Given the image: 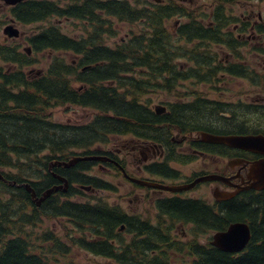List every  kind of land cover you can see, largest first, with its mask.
<instances>
[{
    "label": "trees",
    "instance_id": "trees-1",
    "mask_svg": "<svg viewBox=\"0 0 264 264\" xmlns=\"http://www.w3.org/2000/svg\"><path fill=\"white\" fill-rule=\"evenodd\" d=\"M235 2L212 0L211 15L195 13L176 0H70L65 4L23 0L9 8L18 24H48L27 37L30 54L0 36V172L5 179L0 180V264H79L70 258L73 247L109 257L112 264H264V190L218 208L200 199H158L155 206L162 219L158 213L152 223L117 206L69 198L82 194L74 183L87 189L113 188L90 174L94 160H81L69 168L49 167L53 161H68L73 156L112 154L98 152L97 146L109 143L113 136L168 142L174 132L185 136L198 131L264 132L247 123L250 114L260 109L231 99L201 93L184 98L194 91H183L177 101L156 113L146 98L149 91L175 94L189 80L212 89L225 77L264 84V74L253 63L219 61L218 50L236 51L241 46L228 30L235 18L227 11ZM172 17L183 20L170 31L167 23ZM52 18L78 21L80 29L72 35L64 33ZM123 25L130 26V36L109 43L108 38L117 36ZM39 54L44 61L37 58ZM69 55L75 59L68 60ZM35 63L42 69L35 70ZM67 105L93 114L78 123L52 119L55 107ZM149 171L175 174L162 165L149 167ZM54 174L70 180L74 187L66 198L52 194L36 205L22 184L29 183L40 196L58 185ZM59 217L83 235L67 233L65 242L50 230L20 229ZM175 220L192 225L189 238L174 234ZM236 221L247 223L251 233L240 252H226L197 239L200 232L225 230ZM121 226L132 233L130 240L118 238ZM171 252L183 253L184 258L173 261Z\"/></svg>",
    "mask_w": 264,
    "mask_h": 264
},
{
    "label": "rangeland",
    "instance_id": "rangeland-1",
    "mask_svg": "<svg viewBox=\"0 0 264 264\" xmlns=\"http://www.w3.org/2000/svg\"><path fill=\"white\" fill-rule=\"evenodd\" d=\"M60 3L65 4L70 0H58ZM133 2V0H130ZM155 3H161L168 0H151ZM177 2H181L186 7L194 10L195 13H213V4L212 0H176ZM235 18L231 21L228 30L232 32V35L236 38L240 36V28L246 25L249 28L251 27L249 32L246 34H241L242 38H238L241 42V46L237 48L236 51L230 50L228 48L218 50V58L221 63L234 62L237 60L241 61H249L253 63L251 66H255L259 73L264 74V69L262 70V65H264V34L258 31V25L264 26V0H237L234 4L229 6L228 11ZM260 17V19H259ZM9 14V8L0 3V36H3L2 29L4 26L9 23V20L12 19ZM55 22L62 32L67 34H74L79 31L80 25L79 22L76 21L72 23L71 20L65 19H50ZM183 19L181 18H170L167 23V28L170 31H173L178 23H180ZM47 22H35L31 24L21 25L15 23L17 28L19 29L20 36L17 38H6L12 39L13 42L19 44L20 49L24 47H29L27 44V37L36 33L41 28L47 26ZM235 25L237 27L235 28ZM119 34L117 36H111L108 38V42L112 43L114 41H123L125 38H128L130 35V26L123 25L119 29ZM31 53V51H30ZM45 55V53H42ZM42 54L37 55V58L44 61L42 58ZM240 55V58L237 55ZM68 60H74L75 57L73 55H69ZM47 59V57H46ZM36 64V63H35ZM37 63L36 65H32V67L36 70V68L42 69ZM185 66V65H184ZM38 69V70H39ZM38 72V71H37ZM181 86H178L175 94H170L167 92H154L149 91L146 98L150 101V103L155 105H162L164 107L167 106V103L177 101L180 97V94L183 91H194L189 95L186 94L184 98H191L194 96H198L201 94L206 95L208 98L214 99H231L235 100H244L246 103H251L254 105H258V101L252 100L261 95H264V92L259 88V86L252 85L249 81L245 79H232L229 77H225V79H220L219 82L216 83L214 88L212 89L208 85H202L201 83L195 82L193 80H189L184 82ZM201 96V95H200ZM227 101V100H226ZM52 119L55 121L67 123V122H85L90 119L93 112L89 109H83L76 106H58L52 110ZM207 120V121H206ZM260 119H250L247 123L249 125L258 124ZM202 121L209 122L207 118H203ZM238 120H236L237 122ZM235 122V123H236ZM216 125L213 121L210 122ZM188 135V134H187ZM195 136V133H192ZM183 134L174 132L171 137H174L176 141H180ZM189 136V135H188ZM131 136H113L111 141L107 144H101L97 146L99 150L114 152L116 148L122 147H130ZM80 152V151H76ZM122 160L125 161V168L128 172L137 173L138 176H144V172H138L136 170L135 164H128L129 155L126 153H122ZM200 165V160L196 158L195 161H185V159H175L174 161H170V167L177 173L175 175H190L192 174V170H195L197 166ZM106 167L99 168L96 163L93 165V169L90 171L94 177H99L104 179L105 181L111 183L112 189H94L91 191L82 190V194L73 195L69 198L73 201H88L91 203L102 202L109 206H117L121 210H123L126 214H135L139 216L141 219H148L152 223H156L157 215L159 213L160 219H162V215L158 211L155 206V202L158 197H162L157 192H147V190L143 187H139L130 183L123 176H121L114 168L105 165ZM129 173V174H130ZM149 175L145 173V176ZM153 178L160 179L157 175H153ZM169 178L167 176H162V181L167 182ZM10 185H16L14 182H9ZM197 192V190H195ZM66 198V197H64ZM21 231L24 229L27 231H34L35 233H41L43 231H52L57 236L62 237L65 242H67L66 234L72 233L74 237L78 235H83L81 232L75 230L72 224L66 218H51V219H42L37 222L35 226L31 228H25L22 226ZM192 228L188 227V225H182L177 223L173 224L174 234L179 239H187L190 237V230ZM22 231V232H23ZM85 233V231H83ZM117 233H119L118 238L122 241H128L131 239L132 233H128L125 231V227L123 229H117ZM213 232H200L197 234V239L200 243H209L212 238ZM116 236V237H117ZM115 242H118L115 239ZM172 260L179 262L181 258H184L183 253H174L171 252ZM70 258L74 260V262L79 264H112L109 257H105L102 255L94 254L89 252L83 248L73 247L72 252L70 253Z\"/></svg>",
    "mask_w": 264,
    "mask_h": 264
},
{
    "label": "flooded vegetation",
    "instance_id": "flooded-vegetation-1",
    "mask_svg": "<svg viewBox=\"0 0 264 264\" xmlns=\"http://www.w3.org/2000/svg\"><path fill=\"white\" fill-rule=\"evenodd\" d=\"M0 3L8 8L11 7L5 4L4 0H0ZM10 20H14V19L12 18ZM10 20L9 23H11ZM14 26L17 27L15 24ZM236 27L237 25H235V28ZM257 27H258V31L264 34V26L258 25ZM250 28H252L251 24L249 28H247V30L244 31L243 34L249 32ZM241 34L240 36L238 35L237 37L242 38ZM238 61L242 62L243 64H247L248 62L241 60ZM262 68H264V65H262ZM254 86H259V88L264 92L263 83ZM252 100L258 101V105L246 103L247 101L245 102L242 99L235 100L233 102L244 103L249 105V107L251 108L260 109V111H256L255 113L250 114L249 117L250 119H260L259 125L258 124H254V125H257L258 129L264 131V95H261ZM227 101L231 102L229 100ZM199 132L200 131H198V133ZM248 134L264 135V132H254ZM130 138H131L130 141H128V143H131L130 147L128 146L127 148L126 147L116 148L115 151L109 155H107L106 153H101V154L94 153L93 154L94 156H106L109 159L107 161L94 160L96 162V165L99 166V168H103V169L106 167L105 165L110 166L114 169L116 167L121 172L119 166H121L124 163L123 166L128 176L151 180L158 182L160 184H190L197 178L204 177L207 175H216L215 179H208V180L196 182L191 188L172 192L168 190H162L161 188L159 189V188L139 186L131 182L129 179L124 177L123 174H121L130 183L145 188L147 192H157L160 195H162V197H158L157 200L158 199L162 200V198L171 197V196L178 197L181 199H200L218 208L220 205H226V203H230L231 201L244 200L245 198H248L251 194H257L264 190V184L262 183L257 184L256 182V179L258 180V175L255 171L256 164H258L259 162L264 163L263 153L253 152L240 148H234L227 146L225 144L206 142L201 140V136H199V134L197 135V133L195 134V136L183 135L180 141H176L174 137H170V140L168 142H157L154 140L140 139L135 137H130ZM101 151L104 152L103 150ZM98 152H100V150ZM107 152L109 153V151ZM123 152L126 153V155L130 154L128 164H135L136 170L138 172H144V176H138L137 173L134 172L130 173L126 170L125 161L122 160ZM196 158L198 159V161L200 160V165L197 166L195 170H192V174L190 175H184V176L182 175L177 176L175 174L173 176L166 174L159 175L149 171V167L153 169L155 165H162L164 167L171 168L169 166L170 161H174L175 159H185V161L187 159V161H195ZM50 164L49 167H53ZM164 171L167 170L164 169ZM145 173L149 175L145 176ZM153 175H157V177H159L160 179L153 178ZM162 176H167L172 179H168L167 182H164L162 181ZM66 180L68 183L67 189L65 191H63L62 189H58V191L53 192V194H58L62 198L65 197L67 191L70 189V187L73 186L70 180L69 181L68 179ZM59 182L61 183V181L58 180V184ZM74 185H76L75 187L77 189H81V191L94 190V189L84 188L82 185L78 183H74ZM260 186L262 187L256 188ZM195 190H197V192H195ZM33 201L36 204V199H33ZM41 203L38 206H40ZM128 215L132 216L135 214H128ZM173 223L175 225L177 223L182 225L183 224L188 225L189 228L190 227L192 228V225L189 223H183L176 220L173 221Z\"/></svg>",
    "mask_w": 264,
    "mask_h": 264
},
{
    "label": "water",
    "instance_id": "water-1",
    "mask_svg": "<svg viewBox=\"0 0 264 264\" xmlns=\"http://www.w3.org/2000/svg\"><path fill=\"white\" fill-rule=\"evenodd\" d=\"M5 4L7 5H14L22 0H4ZM3 34L7 35L9 38H16L19 36V30L17 27L14 26L13 21L11 20L10 24H7L2 29ZM24 51L30 53V48L25 47ZM162 105H155L154 109L156 113H162L164 111ZM199 136H201V140L210 142V143H219L225 144L230 147L245 149L253 152L263 153L264 154V135L263 134H214L210 132L200 131ZM81 160H102L107 161L109 160L106 156H73L68 161H53L50 165L51 166H63V167H70L74 165L76 162ZM121 172L124 177L129 179L131 182L144 187H151V188H161L162 190H168L172 192L181 191L183 189L191 188L196 182H200L203 180L208 179H215L216 175H207L204 177H200L195 179L190 184H160L155 181L140 179L136 177H131L126 174L125 169L122 166H119ZM255 171L258 175V180L256 179L257 184L262 183L264 184V163L259 162L256 164ZM54 176L61 181L60 184L54 185L46 190H44L40 196H37L34 189L29 185V183L25 182L22 186L30 193L32 199H36V204L39 205L43 200L48 198L53 192L58 191V189H62L65 191L67 189L68 183L67 180L54 174ZM0 180H4L0 172ZM263 186V185H262ZM256 187V188H261ZM124 227L121 226L119 229H123ZM251 237L250 228L247 223L236 221L230 223L225 230L216 231L212 234V238L210 239L209 243L214 247L231 253H236L242 251L247 243L249 242Z\"/></svg>",
    "mask_w": 264,
    "mask_h": 264
},
{
    "label": "bare ground",
    "instance_id": "bare-ground-1",
    "mask_svg": "<svg viewBox=\"0 0 264 264\" xmlns=\"http://www.w3.org/2000/svg\"><path fill=\"white\" fill-rule=\"evenodd\" d=\"M22 1H23V0H22ZM3 36H5L6 38H9V37H7V35H5V34H4ZM197 135H198V133H197ZM16 185H18V184H16ZM18 186H20V185H18Z\"/></svg>",
    "mask_w": 264,
    "mask_h": 264
}]
</instances>
